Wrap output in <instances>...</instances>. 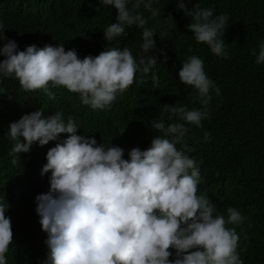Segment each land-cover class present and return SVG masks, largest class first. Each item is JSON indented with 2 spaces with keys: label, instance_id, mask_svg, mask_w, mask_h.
<instances>
[{
  "label": "clouds",
  "instance_id": "obj_1",
  "mask_svg": "<svg viewBox=\"0 0 264 264\" xmlns=\"http://www.w3.org/2000/svg\"><path fill=\"white\" fill-rule=\"evenodd\" d=\"M117 10L116 22L104 31L107 43L127 36L126 28L142 29L141 49L148 55L137 59L127 48L107 47L98 55L80 58L75 49L64 44H35L19 50L15 40L4 34L0 23V82L15 77L25 91L43 90L50 97L49 85L78 93L84 105L92 109L109 108L117 97L139 83L157 64L155 29L146 27L148 19L161 15L154 0H101ZM177 7L192 18L186 28L197 43H205L211 52L229 59L225 51L224 29L228 17L213 15L211 8L198 3L186 8L185 0ZM175 22L172 14L167 18ZM168 37L166 32L159 34ZM90 39V37H85ZM154 54L149 55V52ZM256 63H264V43L259 45ZM166 59V55H165ZM181 83L192 86L202 108L164 105L168 113L152 127L163 135L153 136L144 150L133 147L125 159V150L112 143H98L95 137L77 134L78 126L63 113L44 116V110L24 114L9 125L12 153L29 152L31 145L41 146L69 134L46 153L47 163L41 174L51 173L47 193L36 196V212L48 252L44 264H243L238 252L240 236L235 227L246 217L229 207L227 219L215 212V204L198 194L201 174L196 161L176 147L188 133L186 125L202 128L209 118L210 90L220 89L204 70V62L193 55L182 62L178 72ZM154 88L158 77L152 74ZM182 121V122H181ZM23 138V141L21 140ZM204 139H209L205 132ZM187 147L186 145L184 146ZM191 151V149H189ZM17 160L14 158L12 163ZM0 203V264H8L6 254L13 242L10 217ZM247 239V236H245ZM175 250V258L173 256Z\"/></svg>",
  "mask_w": 264,
  "mask_h": 264
},
{
  "label": "trees",
  "instance_id": "obj_2",
  "mask_svg": "<svg viewBox=\"0 0 264 264\" xmlns=\"http://www.w3.org/2000/svg\"><path fill=\"white\" fill-rule=\"evenodd\" d=\"M196 3L211 8L214 16L227 15L221 39L229 59L196 42L186 28L192 18L178 9L177 0H154V7L162 10L160 16L151 18L149 12L141 11L148 19L146 27L155 29L156 47L164 49L166 59L157 54V64L144 83H139L142 74L138 71L137 82L109 108L92 109L78 93L64 87L50 84L53 98L43 90L25 91L14 76L0 82V203L11 219L14 237L6 254L8 264H44L47 234L39 223L36 196L50 188L51 173L41 174L47 151L69 135L62 133L43 146L34 142L29 152L12 153L10 123L41 108L44 116L60 111L66 123L69 117L76 122L77 134L122 147L127 159L133 147L144 150L153 136L163 135L152 123L162 117L166 124L171 122L164 105L189 110L203 107L196 90L181 83L178 76L182 62L193 55L203 60L220 94L215 88L210 90L209 118L202 121V128L186 125L189 131L176 147L196 161L202 178L198 194L207 195L215 204L214 215L227 219V209L232 207L246 217L241 225H227L240 236L238 252L243 264H264V63L257 64L252 54L255 49L258 55L264 43V0H185L188 9ZM169 13L175 22L166 19ZM116 15L117 10L101 0H0L4 34L16 41L19 50L32 44L38 48L64 44L66 51L75 49L84 58L107 47H127L138 62L148 55L141 49L142 29L126 28L127 36L117 38L119 44L104 39L103 31L116 22ZM162 32L168 37L161 39ZM153 73L158 77L155 88ZM172 251L170 259L175 258Z\"/></svg>",
  "mask_w": 264,
  "mask_h": 264
}]
</instances>
